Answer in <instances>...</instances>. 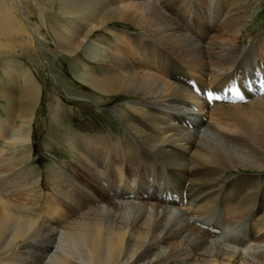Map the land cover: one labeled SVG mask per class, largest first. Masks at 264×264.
I'll list each match as a JSON object with an SVG mask.
<instances>
[{"label": "bare ground", "instance_id": "obj_1", "mask_svg": "<svg viewBox=\"0 0 264 264\" xmlns=\"http://www.w3.org/2000/svg\"><path fill=\"white\" fill-rule=\"evenodd\" d=\"M28 1L0 0V53L43 40L44 12L35 21ZM257 2L63 0L57 13L69 26L49 23L52 36L61 51L84 49L93 59L79 60L78 76L102 101L125 96L112 108L125 133L74 135V161L53 162L42 178L47 199L30 169L12 166L15 152H7L8 165L0 162L7 168L0 173V264H33L27 252L39 245L48 250L45 264H264V209L256 210V190L264 192V94L244 103L209 104L202 96L262 65L264 23L241 40ZM115 22L139 28L107 27ZM12 62L2 60L6 82L14 81ZM21 80V124L0 120V152L32 140L38 89L27 76ZM13 93L0 81L4 106H12ZM149 169L158 184L146 179ZM230 169L249 171L226 174ZM22 171L27 180L13 185L9 177ZM236 187L241 200L232 199Z\"/></svg>", "mask_w": 264, "mask_h": 264}, {"label": "rangeland", "instance_id": "obj_2", "mask_svg": "<svg viewBox=\"0 0 264 264\" xmlns=\"http://www.w3.org/2000/svg\"><path fill=\"white\" fill-rule=\"evenodd\" d=\"M62 3L63 0H41L39 4H43V6L40 5L39 7L38 4L34 5L32 0H29L28 7L29 9L31 8L34 10L32 11L30 9L31 15L33 16L32 18L35 21L38 22L40 20L38 11L44 12V17L46 20L45 22L48 24V26L44 27V32L42 33L44 35L43 40L36 39V43L34 45L36 48L31 45L26 46L25 48L18 49L17 46V48H12L10 51L6 49V53H0V81L4 82V85L7 87V89H14L13 96L11 97V101L13 102V104L12 102V106H9L8 104V107L10 108L6 107L7 101L0 97V120L3 121V124H6V122L9 121L8 118L10 117L13 119V123H15V128L17 127L16 129H19L20 127L21 120L18 113H20V111L23 109V99L25 98L24 95H26L27 92V88H24L25 85H23V80H21V78L23 79L24 76H27L30 82V87L33 89V87L35 86V88L38 89V101L35 109V119L32 122V140L29 142L30 144L19 142L15 146L2 145V150L0 152L1 166H5V163H7L6 166L8 165L7 156L9 154L7 152L14 151L15 153L12 156V160L14 161L15 165L12 166L28 167V169H30L29 177L33 179V181L35 180V184L37 185L36 186L34 184L33 186H36L35 188H43V190L46 192L45 199H47L48 196V188L47 185L44 184V180H46V178H42L44 177V174L49 171V167L53 165V162L64 165L68 162L69 164H71L74 161L72 155L74 151H71L72 149L70 146L71 139L74 135H76L77 133H83L90 135L97 134L98 136H100V134L102 135V133H108L112 136H120L125 133V126L122 124L120 119L113 114L112 110L115 104H119L124 101L125 96L118 95L115 96V98H113L112 100L102 101L103 94L91 88L78 76L81 75V65L79 63V60L84 59L92 62L93 59L88 56V53L83 52L84 49L78 50L76 54L71 55L64 51H61L56 44L55 38L52 36V31L49 23L53 25V23H56L57 21L59 22V24L64 25L63 27L69 26L68 19L66 18L65 14L57 13V8ZM237 5L241 6L242 8L249 7L243 2H239V4ZM254 6L255 8L252 11L253 13H251L252 19L248 18L245 22V26L242 28V41L246 38V36L250 37L259 32L264 23V0H258V2L254 4ZM34 7L36 9H34ZM222 7L223 5H221L219 9H222ZM226 11L228 12L229 10ZM107 27H127L131 31H136L139 28L133 25L130 26V24H126L125 22H115V24L113 23ZM198 27H202V25H200L198 22L192 23V29L198 30ZM105 34L106 36H109L107 32ZM99 39L102 41L106 40L105 37L102 38V36L101 38L99 37ZM263 44L264 37L261 39V45ZM87 46H89V49L91 46L90 43ZM5 59H7L8 61H13L12 64L14 66L15 73L13 74L14 81L12 82H10L9 80L7 82L4 81L6 76H3L4 74L2 73V60ZM261 63H263L264 68V59L262 58ZM237 64L235 65V67L237 66ZM17 67L21 69H18ZM230 71L225 72L222 76H226ZM25 73H29V75H26ZM3 104L6 106H4ZM14 105L15 107H13ZM55 107L57 108L55 109ZM15 112H17V114H15ZM0 129V138L5 139L3 134L5 131L4 128L0 127ZM28 147L31 148L29 149ZM3 156L5 158H2ZM156 163H158V161ZM12 166L9 165V167L11 168ZM6 170L7 168L3 167L0 170V173L6 172ZM150 171L151 169H149V172L147 174L148 178L146 179L148 181L157 182L158 184L159 179L155 175H153L152 171ZM236 171L247 172L249 170L230 169L226 170L225 173L230 174ZM25 172L26 171H22L21 173H18L17 176L11 175L9 179H11V182L13 181L12 184L14 185L16 183H24L25 180H27ZM149 174L151 176H149ZM259 176L261 180L264 181V171H260ZM36 177L39 178V180ZM37 182H41L42 184L38 185ZM26 186L27 185L25 184L23 185V187ZM191 187L192 186H189V190L191 189ZM236 190V192L232 193V199L241 200L240 197L242 195H238L241 194V189L236 187ZM145 191L148 194L151 193L150 191H148V188H146ZM256 191V197L259 198L258 200H260L259 202H257L256 210L260 214V208L263 207L264 209V201H262L264 199V192L259 189ZM118 192H121L120 189ZM193 192L195 191H192V193ZM219 195L220 196L218 197V201L223 196L222 191L221 193L219 192ZM259 203H261L262 205L258 206ZM227 230L228 232H226ZM222 232L223 235H226L225 232L227 233V235L231 234L230 229L225 230L224 228ZM42 246L43 245H39L37 249H32L33 251L30 250L27 252L28 257L30 256V260L34 258L32 262L33 264L37 263L38 261H42L41 264H45L48 250L45 247H43L44 249H42ZM32 252L34 254H32ZM41 255L43 257V260L45 261L42 260Z\"/></svg>", "mask_w": 264, "mask_h": 264}, {"label": "snow or ice", "instance_id": "obj_3", "mask_svg": "<svg viewBox=\"0 0 264 264\" xmlns=\"http://www.w3.org/2000/svg\"><path fill=\"white\" fill-rule=\"evenodd\" d=\"M241 98H243V97H241Z\"/></svg>", "mask_w": 264, "mask_h": 264}]
</instances>
